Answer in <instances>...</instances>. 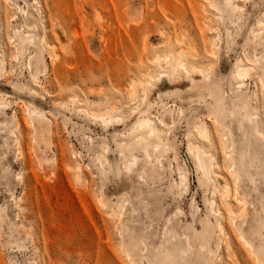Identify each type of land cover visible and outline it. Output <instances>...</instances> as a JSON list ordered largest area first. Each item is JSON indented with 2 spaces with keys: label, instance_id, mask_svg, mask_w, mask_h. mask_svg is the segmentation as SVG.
<instances>
[{
  "label": "rangeland",
  "instance_id": "1",
  "mask_svg": "<svg viewBox=\"0 0 264 264\" xmlns=\"http://www.w3.org/2000/svg\"><path fill=\"white\" fill-rule=\"evenodd\" d=\"M211 1L0 0V60H5L0 99L7 103L5 114H0V204L8 203L7 218L0 223V264H133L120 232V223L129 218L141 231L154 229L157 243L166 226L189 236L194 245L218 242L213 264H258L232 223L222 189L228 181L231 203L246 205L251 212L263 205L264 179L252 167L255 182H242V194L235 193V173L226 155L228 139L211 105L223 100L229 104L232 98L242 106L239 96L243 95L250 102V112L258 113L257 126L264 133V72L253 60L264 53V43L255 36L264 20V0H238L243 9L231 15ZM28 8L40 13L47 41L56 52L54 57L42 46L47 68L37 79L28 66L30 56L38 51L36 44H27L19 58L13 57L18 42L14 31L28 30L22 11ZM32 29L39 32L37 27ZM170 52L188 64L211 65L212 81L200 73L185 77L182 70L180 79L163 74L169 68L164 56ZM158 56L160 62L155 59ZM237 61L255 66L241 92L233 75ZM133 79L152 80L153 85H139L132 99L128 89ZM29 86L36 87L37 96L29 93ZM145 93L150 97L148 108L142 102ZM71 95L80 100L71 103ZM82 103L96 112L115 107L123 119L105 124L80 112ZM27 107L38 108L50 118L47 145L34 137L35 124ZM146 109L157 120L162 138L168 127L160 125L161 115L168 110L174 113L169 139L176 151H158L162 166L147 164L145 180L135 174L131 176L134 183L119 177L110 182L108 192L115 195L109 205H103L99 159L107 148L117 163L121 148L128 156L145 155L151 137L138 134L134 127ZM15 114L18 126L13 122ZM202 122L210 127L208 137L196 130ZM190 140L215 156V191L198 168ZM260 159L259 169L264 170L263 147ZM77 164L82 168V183L71 169ZM178 165L189 178V188L181 192L174 185ZM218 221L226 225L227 233L218 232ZM138 250L145 251L143 242ZM145 264L157 263L145 259Z\"/></svg>",
  "mask_w": 264,
  "mask_h": 264
},
{
  "label": "bare ground",
  "instance_id": "2",
  "mask_svg": "<svg viewBox=\"0 0 264 264\" xmlns=\"http://www.w3.org/2000/svg\"><path fill=\"white\" fill-rule=\"evenodd\" d=\"M211 4L214 7L221 9V11L226 12L228 15H231L233 12L243 9L241 4L238 2V0H223V1L212 0ZM22 11H24L25 24L28 30L23 31L20 28L15 29L13 38L14 40L17 39L18 42L15 46L16 50L13 53L14 55L13 57L19 58L20 53L24 50L27 44L30 43L36 44L38 51L34 55L30 56L28 66L32 70L33 78L37 79L38 74L47 68L45 65V58L43 55L42 46L48 47L50 49V52L53 54V56L54 55L56 56L55 47L53 44H51V42L48 43L47 41L46 29L44 28V21L43 18L41 20L40 13L37 12V10L34 11L33 9L30 8L24 9ZM15 15L16 14L14 13V16ZM11 18L12 16H10L9 19ZM259 24L262 25V27L256 29L255 36L258 39H260V43H264V20L262 19L259 22ZM33 27H37L39 32L36 33L32 29ZM213 47H217V46L214 44ZM159 57L161 56L155 58L156 61L158 62H160L162 58ZM164 57H165V62H167L169 68H167V71L163 72V74L167 73V76L172 75L173 78L180 79L179 72L182 70L186 74L185 77L187 76L192 77V75L200 73L204 80L208 82L212 81L211 65L205 68L197 65L198 63L194 64V62L188 64L185 60L184 61L178 60L177 56H175L171 52ZM253 60L255 61L256 64L259 65V67L264 72V53L261 55L256 54ZM3 69H5V60H0V71H3ZM254 70H255V66L249 63H242L240 61H237L234 64L233 75L235 77L237 92L238 91L241 92L242 88L246 84L245 83L246 78L249 77ZM153 77L151 78L153 79ZM156 79H158V77H156ZM261 79L263 82L264 74ZM159 80H161L160 77ZM144 83L147 84L148 87L149 85H153L152 80H147L146 82H142L141 80L133 79V81H131L130 87L128 89V93L132 99L136 98L138 86ZM12 84L15 86L17 83L16 84L12 83ZM16 86L15 88H17ZM27 89H30L29 93H31V95L33 94V96H37L36 93L38 94L39 92L36 90V87H31ZM70 100L71 103L74 104L76 100L78 101L80 99H77V96L75 95L73 96L71 95ZM239 100L241 101L242 106L238 105L232 98L229 99V104H227L226 101L223 100L220 103L215 102L214 104L211 105L213 113L218 116L217 119L220 120V123L225 128L224 131L225 133L223 134V137L226 140L228 139L227 144L225 146L227 149L226 155L231 161L229 166L231 170H233V172L235 173L236 194H242L241 191L242 182L244 181L253 182V183L255 182L253 174L251 172L252 167L264 179V170L259 169L261 167L260 163L261 165L263 164L260 159V148L262 147L264 148V133L257 126L258 113L250 112L249 109L250 102H248L247 99L243 100V95L239 96ZM142 102L144 103L145 107L147 108L149 107L150 97L148 93L143 94ZM26 104L28 105L29 103L27 102ZM81 105L82 106H79L80 112L82 111L86 115L91 114V116L95 118H100L103 120L105 124H108L112 120L118 121L120 117H121L120 119H123L122 116H120L121 114L120 115L118 114L119 111L117 112L115 110V107L105 108L104 112H96L89 110L88 107H87L88 109H85V107H83V103ZM30 106H32L31 103ZM64 106L66 107V105ZM6 107H7L6 101L0 99V114H5ZM32 108L31 107L30 109L28 108L27 115L29 119L33 121V123L35 124L34 128L36 130L35 129L34 130L36 131L37 135H34V137L38 136L36 137V139L39 138L41 142L45 141L44 145L46 143L48 144V141L44 139H47L45 136L46 133L49 132L48 129L50 126L48 123H50L49 120L50 118H48L47 114L42 110L39 111L38 108L37 109L36 108L32 109ZM134 110H135L134 112H136V109ZM145 111L146 112H142V111L139 112L142 113L138 118V120L136 121V126L134 127V128L136 127L138 128L139 130L138 134L147 133L148 136L151 137L150 139L147 140V143L144 147L145 155L143 157H139L138 155H135L133 153L131 154V156H128L127 153L121 148L119 150L120 153H118L120 156L119 159L120 162L117 163V161L116 162L114 161L117 157L115 159H112L109 155L110 149L107 148L105 149L103 158L99 159L100 161L99 169L102 174V183H103V187L101 189L102 192L101 203L103 205H109L112 202L113 196L111 197V195H115V194H110L108 192V184L110 182L112 183L114 180L116 181V178L118 177L121 180L124 178L127 181L129 180L131 182L133 181L131 176L135 174L139 175L141 178L138 176L137 177L142 179L144 177V173H145L144 169L147 164L149 166V164H153L157 162L160 166H162L163 157L162 155L158 154V151L160 150L176 151L175 143L173 144L169 139V137L171 136L170 135L171 129L175 123L174 113L171 110H168L161 115V119L159 120L160 125L168 127L166 130V137L162 138L160 137L161 136L160 127L159 124L157 123V120L154 119L152 116L146 114L147 109ZM180 115L183 117L184 111L181 110ZM13 122H15L17 126L19 125L20 121L16 118V114L13 119ZM195 127L197 132L201 136L203 137L210 136L211 130L206 122L197 123ZM140 138L141 137H138V140ZM4 139L6 138L4 137ZM36 139L34 140V142H40L39 140ZM18 140L20 139H18L17 137L16 143L18 147H20L21 143H19ZM139 141L141 142L142 140ZM190 150L194 152L197 165L202 176L209 183L210 188L213 191H215L216 189V186L214 185L215 182L212 181V177L214 173L213 162L215 161L214 154L208 151L200 142L191 141V140H190ZM4 155L6 154H3V156ZM174 158L177 159V156L175 155ZM71 169L73 170V175L75 180L79 183H82V181H84L83 180L84 178L82 176L81 166L77 164ZM176 169L178 172V179L174 181L175 188L177 187L180 190L179 192H181V190L185 191L189 188L188 175L184 170V168H182L180 165H178ZM258 169L260 171H258ZM2 172L3 174L6 175L7 177L6 179H9L8 168L4 167L2 169ZM217 175L219 177H225L222 174H217ZM130 177L131 180L129 179ZM121 180H118L119 181L118 184L121 183L120 182ZM231 191H232V187L230 183L226 181V185L222 189V196L225 199V202L230 209L232 223L234 224L235 229L240 233L241 237L244 239L245 244L248 250L250 251V254L253 256L254 260L258 264H264V200H262L263 201L262 207H255L250 212V210L247 208L246 205L238 204L235 207L234 206L235 204L233 205L231 203V201L229 200ZM211 204L214 205L215 200H212ZM7 209H8V203H4L3 205L0 204V223L5 221V219L7 218ZM217 213L218 214L221 213L220 208H218ZM130 219L131 218H129V221L127 219L126 221H122L120 223L121 225L120 232L123 238V245L126 247L127 250V256L128 258H130V262H132L133 264H145V259L157 264H213L212 260L214 258L213 256L216 253L218 242L209 240L207 244L201 242L194 245L191 242L189 236L179 234L178 232L166 226L162 232V240L159 243H157L155 241V237L157 233L154 231V229L152 230L151 228L146 231H141L134 224H132ZM249 221H254L258 225L251 226L249 225L250 224ZM168 222L171 223V218L168 220ZM11 225L13 224L11 223ZM225 226L226 225L222 223V221H218V223L216 224V228L218 232L220 231V233H227ZM248 233L250 234V236L253 235L254 237L250 238L248 236ZM142 242L144 243V247H145L144 252L138 250V247ZM213 245H215L216 247L215 246L213 247Z\"/></svg>",
  "mask_w": 264,
  "mask_h": 264
}]
</instances>
